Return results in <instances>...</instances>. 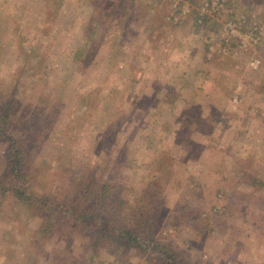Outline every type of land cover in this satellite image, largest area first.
<instances>
[{
    "label": "rangeland",
    "instance_id": "1",
    "mask_svg": "<svg viewBox=\"0 0 264 264\" xmlns=\"http://www.w3.org/2000/svg\"><path fill=\"white\" fill-rule=\"evenodd\" d=\"M210 1L0 0V106L15 100L37 196L122 179L119 224L141 240L159 212L177 263L264 264V40L220 46L227 21L264 22V0L201 16ZM43 216L0 194V264H164L80 227L38 247Z\"/></svg>",
    "mask_w": 264,
    "mask_h": 264
},
{
    "label": "trees",
    "instance_id": "2",
    "mask_svg": "<svg viewBox=\"0 0 264 264\" xmlns=\"http://www.w3.org/2000/svg\"><path fill=\"white\" fill-rule=\"evenodd\" d=\"M122 0H109L113 7ZM90 36L93 32H89ZM15 100L6 101L0 106V140L6 145L5 168L0 176V194L2 197L12 195L16 200L30 209L40 210L44 220L34 233L36 244L50 238L56 230L80 227V231L94 230V242L112 241L120 248H136L142 252H156L164 264H180L166 246L154 239L153 231L157 225L159 212L151 218L148 215V230L143 239L130 228L119 224L120 211L124 203L119 200V187L122 179L114 184L100 182L95 176H82L76 186L72 187V199L66 196L58 200L55 194L37 196L31 188L29 164L25 138L11 136ZM264 185V183H263ZM154 209V208H153ZM146 223V222H145ZM68 229V230H69Z\"/></svg>",
    "mask_w": 264,
    "mask_h": 264
},
{
    "label": "built area",
    "instance_id": "3",
    "mask_svg": "<svg viewBox=\"0 0 264 264\" xmlns=\"http://www.w3.org/2000/svg\"><path fill=\"white\" fill-rule=\"evenodd\" d=\"M210 2L209 12H206L203 8L202 13L207 14H201V16H212L224 3L223 0H211ZM206 6L208 8V5ZM246 21L247 19L245 20L244 17H241L238 21H227L222 28L220 46L227 48L234 42L236 49L243 53L261 47L264 40V22L247 24ZM260 61L255 58L250 65L253 68H257L260 65Z\"/></svg>",
    "mask_w": 264,
    "mask_h": 264
},
{
    "label": "crops",
    "instance_id": "4",
    "mask_svg": "<svg viewBox=\"0 0 264 264\" xmlns=\"http://www.w3.org/2000/svg\"><path fill=\"white\" fill-rule=\"evenodd\" d=\"M204 61H206V60H204ZM168 111H170V113L172 112V110L170 108L168 109Z\"/></svg>",
    "mask_w": 264,
    "mask_h": 264
}]
</instances>
